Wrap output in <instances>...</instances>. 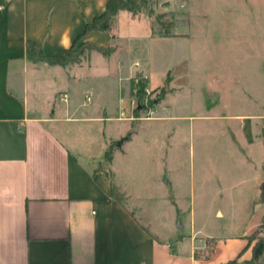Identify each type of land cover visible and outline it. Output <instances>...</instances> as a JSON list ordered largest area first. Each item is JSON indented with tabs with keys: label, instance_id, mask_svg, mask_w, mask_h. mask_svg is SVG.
<instances>
[{
	"label": "rangeland",
	"instance_id": "obj_1",
	"mask_svg": "<svg viewBox=\"0 0 264 264\" xmlns=\"http://www.w3.org/2000/svg\"><path fill=\"white\" fill-rule=\"evenodd\" d=\"M263 8L264 0H147L137 13L121 10L96 39L116 51L113 60L97 50L89 57L101 85L91 101L82 93L83 109L102 119L68 128L158 238L204 239L207 253L212 236L246 233L261 219ZM89 42L82 36L75 47ZM117 58L138 60L136 74L119 78Z\"/></svg>",
	"mask_w": 264,
	"mask_h": 264
},
{
	"label": "crops",
	"instance_id": "obj_2",
	"mask_svg": "<svg viewBox=\"0 0 264 264\" xmlns=\"http://www.w3.org/2000/svg\"><path fill=\"white\" fill-rule=\"evenodd\" d=\"M106 6L107 0H0V264L250 260L255 241L249 236L260 221L243 234L212 236L208 258L204 239L158 238L114 195L112 181L94 167L89 148L73 143L70 123L102 119L83 109L82 93L97 92L101 85L91 70L92 51L81 62L62 66L32 61L26 43L37 42L43 54H63ZM103 33L91 31L86 39L108 46L96 42ZM104 56L113 60L116 51ZM118 61L116 73L109 67V74H136L138 60L135 65ZM62 92L69 101L60 105ZM120 99L119 113L127 109Z\"/></svg>",
	"mask_w": 264,
	"mask_h": 264
},
{
	"label": "trees",
	"instance_id": "obj_3",
	"mask_svg": "<svg viewBox=\"0 0 264 264\" xmlns=\"http://www.w3.org/2000/svg\"><path fill=\"white\" fill-rule=\"evenodd\" d=\"M146 4L147 0H107L106 10L99 16L95 17L93 21L88 22L85 25L83 32L80 34V37L86 36L91 31H108L111 27L114 17L121 10H128L132 13H137L143 7H145ZM164 35H169V33H166ZM85 49H87L88 53L93 50H97L104 55H109L112 51V48H110L109 46L101 45L95 42H89L86 48H76L74 44L73 47L67 49L63 54H43L40 52V46L37 42L28 40L26 43V54L32 61H46L49 64H59L62 66L81 62L82 57L85 55ZM132 85V87L135 88V84L133 83ZM106 155H110L109 159H112L111 151L107 150ZM114 190L115 189L113 187V193L114 195H116ZM259 203L262 206L263 212L256 231L249 236L250 240H257L255 241V244L253 246L252 258L250 260H247V262H251L254 264L264 254V238H260L259 236H257L259 233L264 231V181L259 185ZM210 253L211 252L209 251L205 257L208 258L210 256ZM237 263V260H230L226 264Z\"/></svg>",
	"mask_w": 264,
	"mask_h": 264
},
{
	"label": "built area",
	"instance_id": "obj_4",
	"mask_svg": "<svg viewBox=\"0 0 264 264\" xmlns=\"http://www.w3.org/2000/svg\"><path fill=\"white\" fill-rule=\"evenodd\" d=\"M87 101H91L92 97L89 93L85 95ZM69 101V94L67 92L63 93L57 100V102L61 105L63 103H67Z\"/></svg>",
	"mask_w": 264,
	"mask_h": 264
},
{
	"label": "water",
	"instance_id": "obj_5",
	"mask_svg": "<svg viewBox=\"0 0 264 264\" xmlns=\"http://www.w3.org/2000/svg\"><path fill=\"white\" fill-rule=\"evenodd\" d=\"M123 140H124V138H122V140L118 143V145H120V144L122 143ZM165 180H167L166 177H165ZM178 219H179V220H178V225H179V226H182V224L180 223V219H181V216H180V215H179Z\"/></svg>",
	"mask_w": 264,
	"mask_h": 264
}]
</instances>
